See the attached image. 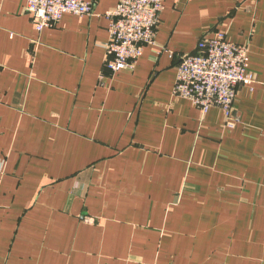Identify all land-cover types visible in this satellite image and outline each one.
<instances>
[{"label": "crops", "instance_id": "0c3cea01", "mask_svg": "<svg viewBox=\"0 0 264 264\" xmlns=\"http://www.w3.org/2000/svg\"><path fill=\"white\" fill-rule=\"evenodd\" d=\"M85 1L37 32L0 0V264H264V0H163L154 45L114 75L117 0ZM216 32L255 79L232 129L171 93Z\"/></svg>", "mask_w": 264, "mask_h": 264}, {"label": "built area", "instance_id": "2783aa9c", "mask_svg": "<svg viewBox=\"0 0 264 264\" xmlns=\"http://www.w3.org/2000/svg\"><path fill=\"white\" fill-rule=\"evenodd\" d=\"M24 12L30 15L35 31L53 27L63 14L92 15L85 0H22ZM163 0H117L103 14L107 20L108 39L103 67L111 75L133 70L146 46L154 45L156 27L160 20ZM166 51L168 55L173 53ZM246 45L226 40L216 32L201 36L194 51L180 55L171 93L189 100L203 116L210 108H218L223 116L222 126L232 129L239 122L234 103L237 87L255 83L249 69ZM92 223L90 217L82 218Z\"/></svg>", "mask_w": 264, "mask_h": 264}]
</instances>
